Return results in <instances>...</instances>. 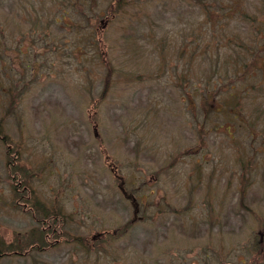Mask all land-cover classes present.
<instances>
[{"label":"rangeland","instance_id":"1","mask_svg":"<svg viewBox=\"0 0 264 264\" xmlns=\"http://www.w3.org/2000/svg\"><path fill=\"white\" fill-rule=\"evenodd\" d=\"M119 4L0 0V233L36 225L10 191L29 184L62 200L78 237L117 231L111 246L76 242L74 264H264V121L208 112L203 129L198 112L209 94L264 115V0ZM29 6L60 22L10 17ZM30 29L43 39L21 42ZM121 182L140 202L127 229ZM56 251L0 264H72Z\"/></svg>","mask_w":264,"mask_h":264},{"label":"flooded vegetation","instance_id":"2","mask_svg":"<svg viewBox=\"0 0 264 264\" xmlns=\"http://www.w3.org/2000/svg\"><path fill=\"white\" fill-rule=\"evenodd\" d=\"M25 4V2H24ZM41 3H39L40 6ZM57 4L56 8L59 7V2H56ZM55 5L52 7L55 8ZM38 7V5H37ZM27 11H9L10 17L12 19L16 18L18 21L23 20H33V26L38 24V21L41 22L44 20V16L50 15L53 22L55 24H58L60 22L59 19V11L50 12L47 11L46 13H43V11H35L33 8H26ZM53 14V15H52ZM101 26L100 30H102L106 24L107 20L100 21ZM12 31V29L10 30ZM33 33H32V32ZM34 32H36V35H34ZM43 39V35L41 34V30L36 31L33 29L28 30L26 33L24 32L20 34V40L21 42H38ZM100 42H98L99 44ZM247 73V72H245ZM234 87V91H235ZM209 94H203V98L200 99L198 104V112L200 113V116L202 118L201 128L204 129V123L206 121V114L209 112H212L214 115L215 113H220L219 118L224 119L223 124H227L228 122H231V127H237V124L247 125L248 127H253L252 125L255 124V126H259L264 121V115L262 109L258 108V105L255 106L256 109H258L259 112H251V116H244L242 115V112H240L237 108H229L221 107L218 105L213 104H207V97ZM251 106L253 107V102L251 103ZM263 107V106H261ZM264 108V107H263ZM216 128V126H213V129ZM232 128V129H234ZM254 128V127H253ZM203 132V131H202ZM230 139H234L233 137H230ZM145 176L144 174H142ZM121 180L124 178L122 175L120 176ZM156 177H153L151 174V177L147 180L145 184H142L144 186H149L148 184L152 181H154ZM11 187V186H10ZM35 187L33 185L29 184H16L13 183V187H11V193L12 197L16 198L18 195V192H20L19 201L16 199L14 200V205H21L22 211H26L36 223L32 229H30L29 232L24 233H14L11 232L7 237L3 236L4 234L0 233V259L2 257L8 256V258L11 257H25L30 254H42L46 255L47 253L57 250L56 253L61 252V254H67L68 261L72 262V264L75 263V246L76 242H83V249L86 251L89 249L91 251L93 249V245L100 242L104 246L112 245L114 240V235H116L117 231L114 229L111 233L108 231L103 232H97L95 234H92L90 236H86L85 239L82 237H78L76 233L72 229L74 223V214L71 215V212H68L64 209V206L62 205V200H53L51 204L47 205L44 200L41 199V197L34 194ZM126 185L124 183H119L117 185V192L118 197L122 200V202L126 203L129 202L131 208H132V218L129 222H126V228L128 226L136 223V220H139L140 217H137V213L139 212V206L140 202L136 201V197L132 192H128L126 189ZM137 191V190H136ZM69 194V192L67 193ZM65 194H63L61 197H63ZM24 199V200H21ZM73 213H75V208ZM141 220V219H140ZM119 230V229H118ZM78 238V239H77ZM121 238V236H120ZM119 239V237H118ZM101 245V244H100ZM122 250V249H120ZM40 263V261H38ZM45 264V262L43 263ZM65 264V263H61ZM71 264V263H70Z\"/></svg>","mask_w":264,"mask_h":264},{"label":"trees","instance_id":"3","mask_svg":"<svg viewBox=\"0 0 264 264\" xmlns=\"http://www.w3.org/2000/svg\"><path fill=\"white\" fill-rule=\"evenodd\" d=\"M123 2V1H122Z\"/></svg>","mask_w":264,"mask_h":264}]
</instances>
